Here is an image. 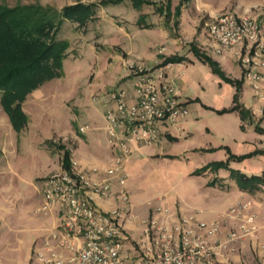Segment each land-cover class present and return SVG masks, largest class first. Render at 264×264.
Returning <instances> with one entry per match:
<instances>
[{"label": "rangeland", "instance_id": "1", "mask_svg": "<svg viewBox=\"0 0 264 264\" xmlns=\"http://www.w3.org/2000/svg\"><path fill=\"white\" fill-rule=\"evenodd\" d=\"M167 1L168 7L165 8ZM229 1L232 0H209L207 4L210 5L208 8L214 9L216 17L223 12H234L231 8H223V4ZM0 2L10 7L15 3L38 4L58 11L78 6L72 11L73 14L68 13L58 19L51 33L55 41L63 45L59 75L44 81L37 88L41 94L36 99L29 98L30 93L26 95L22 101L26 110V115L23 113L26 121L22 128L16 131L11 127L9 132L6 128H0V135L5 134L14 149L13 155L16 156L9 163L8 170L13 175L16 174L15 182L17 175L20 180L19 184L14 182V186L6 193L9 194V207L4 210L5 214L0 221V264H44L43 260L49 258V254L41 252V239L51 229V222L59 209L56 206L39 212L42 205L39 193L42 189L39 186L34 188L31 182L38 176L47 178L62 170L54 172L56 158H50L52 154L58 153L59 163L61 162L62 153L53 150L54 146L60 145V140L53 133L58 135L63 129L69 135H74L76 131L81 133L78 129L82 128L83 133L80 135L84 138L97 136L99 132L93 131L94 126L103 125V117L113 107L110 93L121 90L132 93L130 70L122 62L124 60L131 64V57L127 53L132 45L141 47L150 44L149 48H154L155 53L165 52V48L167 54L176 50L183 58L182 63L186 64L187 69L184 68V71L187 76L196 82L200 81V87L206 89V93L216 90L218 80L227 82L211 65L197 59L189 47L191 39L207 36L205 25L215 18L201 10L200 7L206 0H198L197 4L193 0H154L153 5L142 0ZM159 7L167 9L166 13L169 12L172 16L179 12L177 28L172 16L168 18L164 12L162 15L158 14ZM150 23L167 31L170 39L159 36L161 33L155 27H144ZM195 59L199 62L189 64ZM237 63L235 60L233 65L236 73H239ZM203 70H207L214 79L202 78ZM182 98L180 102L187 107L188 115L179 122L185 119L195 122L191 126V135L186 132V127L179 133L173 126H168L163 130L176 139H165L162 143V151L169 158V169L174 174L170 186L178 194L179 211L185 215L200 211L198 219L210 221L216 213L223 212L242 194V200L248 205V212L255 215L258 228L257 237L248 238L245 243H250L252 252H264V222L259 224L261 219L264 221V184H258V188L253 191L243 190L238 186L235 176L239 172V163L254 156H264V152L236 155L232 151L235 148L234 140H238V121L222 112L228 108L210 109L201 105L200 99L196 98L199 109L198 113L192 114L193 109ZM239 129L242 132L245 130L242 124ZM77 139L83 144L81 137ZM48 141H53V146ZM65 142L70 145V140ZM177 160L181 163L176 164ZM129 201L131 203L132 199ZM127 226L130 238L135 241L137 226L129 223ZM49 241L48 246L50 249L53 247L51 251L54 254L65 253L55 242ZM124 247L133 248L127 240ZM32 249L36 251L31 253ZM252 264L260 262L255 259Z\"/></svg>", "mask_w": 264, "mask_h": 264}, {"label": "built area", "instance_id": "2", "mask_svg": "<svg viewBox=\"0 0 264 264\" xmlns=\"http://www.w3.org/2000/svg\"><path fill=\"white\" fill-rule=\"evenodd\" d=\"M205 27L220 47L238 48L243 80L250 83L257 97L264 98V4L254 6L245 16L223 12ZM128 69L132 93L111 92L113 107L103 117L112 164L102 170H76L70 161L68 171L55 172L43 182L40 210L58 207L57 245L69 253L63 258L48 249L44 264H230L229 254L236 251L235 245L257 237L255 215L248 212L245 202L231 205L220 219L211 222L198 219L199 213L172 221L166 210L157 208L165 216L160 223L152 220L147 225L146 246L135 254L124 247L127 238L121 221L130 196L123 163L133 146L157 145L163 127L188 115L162 70L155 72L151 66L135 63ZM94 197H113L116 207L101 210ZM50 238L57 239L55 234Z\"/></svg>", "mask_w": 264, "mask_h": 264}, {"label": "crops", "instance_id": "3", "mask_svg": "<svg viewBox=\"0 0 264 264\" xmlns=\"http://www.w3.org/2000/svg\"><path fill=\"white\" fill-rule=\"evenodd\" d=\"M193 1L195 2V4H197L198 0ZM207 1L209 0H206V3L204 5H201L200 8H202L201 10H204L206 13H208L209 17H215L214 9L208 8L210 7V5L207 4ZM262 4H264V0H232L228 3H224L223 8H231L237 15L245 16L254 6H260ZM196 7L199 6L196 5ZM149 25L157 28V30L161 33L159 36L169 38L167 31H165L160 26H155L153 25V23H150ZM193 42H195V46L200 50V52L206 54L218 64L219 69L224 71L223 73L227 79L234 82H241L238 90L234 85L230 83H223L218 80V85L215 84L217 85L216 90L206 93V89L200 87V81L196 82L189 76H187L184 71V68H186V64L184 65V63H182L183 58L180 56V53L176 52V50L167 54V50L164 47L165 49L163 50L165 52L161 51L155 53L154 48H149L150 44L143 45L141 47H134L132 45L129 52L127 53V56L131 57V63L151 66L154 68L155 72L158 70H162L165 74L164 80L169 82L177 90L180 99L183 97L182 99L186 101L185 103H188L189 107L191 106V108L193 109L192 114L198 113L199 108L197 106L198 102L196 101V98L200 99L201 105L210 109L214 108L215 110H222L224 108L230 109L236 105L242 106L243 109L249 113V118L246 122H242L239 119V115L237 112H226L229 117H232L233 120H236V122L238 121V140H234L235 148L233 149V151H231L236 155L251 153L256 154L260 151L264 152V134L256 130V128L264 130V98L257 97L254 94L250 83L243 80V71L236 57V51L238 50V48H222L208 35L201 38L197 37L195 40L191 39L189 42V47ZM172 44L174 45V41H172ZM170 56H176L182 59L176 64H164V59ZM235 60L238 62L237 67L239 68V73H236V67L234 68L233 65V63H235ZM196 61L199 62L197 59H195L193 61H190L189 64H194ZM122 62L124 66L128 68L129 64L124 60ZM201 72L202 78L214 79L207 70H203ZM129 78L131 79V76H129ZM194 85L196 86V88ZM38 89L30 92L28 97L36 99V97L41 94L38 92ZM235 94H237L236 100ZM22 104V113L26 115L24 103ZM203 110L205 111V109ZM207 112L212 113L211 111ZM194 123L195 122L191 123L190 120L185 119L183 122H179L177 125L168 126H173V128L179 133L181 131H184V127H186L188 128L185 129L186 132L191 135L190 132H192L193 130L191 126ZM240 124H242L245 128L243 132L239 129ZM105 125V122H103V125H100L99 127L95 125L93 131H98L99 134L97 136H91L90 139H86L82 135H80L81 133H83V129L81 133H77L76 131V135H69L67 130L63 131V129H61L58 135L53 133V135H55L56 138L60 140V145L54 146L53 150L57 152L59 151L61 153L64 150H67L69 152V160L76 164V170H87L91 168H97L101 170L106 169L112 164L113 151L110 149L107 143ZM168 126H165L163 128H166ZM0 128H6L8 132L12 130L9 120L1 107ZM163 128V137L161 142H159L157 145L152 146H133L131 155L123 163L124 170L127 175L126 185L132 202L130 203L129 209L126 212V215L122 219L121 223L123 233L126 236L128 243L133 247L129 250L134 251V254L142 250V248L147 244V240L144 237V230L146 229L149 222L154 220L160 223V220L165 216V214L157 212V208L166 210L167 214L170 215V219L172 221H177L180 217L183 216H189L182 214V212L179 211L177 206L178 194L170 186V182L174 177V174L169 169V158H166V153L162 151V143L165 139L175 140L176 138L172 137L168 131H164ZM3 132H5V130ZM76 136L83 139V144L78 141ZM68 140H70V145L65 142ZM48 143L52 145L53 141H48ZM12 148L13 147L11 145V142L7 139L5 134L3 133L2 135H0V221H2L1 219L5 214L4 210L9 207V194L6 195V193H8V190L12 186H14L15 182L14 178L16 174L13 175V172L11 170H8L9 163L12 160L16 159V156L13 155L14 149ZM54 156L56 158V164L53 165L55 172L61 169V162L59 163L58 153L52 154L50 158H54ZM252 160L254 162H252ZM175 163L180 164L181 162L180 160H177L175 161ZM263 165L264 156L259 155L252 157V159L250 160L243 161L237 166L238 171L243 174H247L248 176H259L263 174L264 177V171H262V169L264 168ZM17 176L15 184L20 183V180L19 178H17ZM45 177L46 176H38L33 182H31L32 186L34 188L36 186H39L42 189L43 182L46 179ZM39 194H41V192ZM93 199L94 203L101 210H110L116 207L117 204L116 200L113 197L109 199L94 197ZM237 202H246L242 200V194L237 200L232 202L227 207V209ZM257 205L261 206V204L259 203H257ZM40 208L39 212L41 211ZM227 209H225L223 212L216 213L213 219L205 222H211L220 219L227 211ZM197 213H199L198 216L201 215L200 211H196L194 214ZM45 217H47V215H45ZM263 222L264 221H262L261 219L259 224L262 225ZM128 223L136 225L138 228L137 239L135 241H132V239L130 238L129 228L127 226ZM59 224L60 213L59 211H57L54 221L51 222V229L45 236H42L41 239L42 249L40 250L45 255L48 254L47 250L50 249V246H48V242H50L49 240L55 242V245L60 248L57 245L59 242ZM53 234L56 235L57 239L54 240L50 238V236ZM45 243H47L46 246ZM51 248L53 249V247ZM235 248L236 251L232 254H229L230 264H252L255 259L258 260L260 264H264V252H254L253 250V254V248L250 246V243L248 241L246 243H237L235 245ZM60 249L64 250L63 248ZM33 251L36 250L32 249L31 253ZM59 256L67 258L69 256V253L65 251V253H61Z\"/></svg>", "mask_w": 264, "mask_h": 264}, {"label": "trees", "instance_id": "4", "mask_svg": "<svg viewBox=\"0 0 264 264\" xmlns=\"http://www.w3.org/2000/svg\"><path fill=\"white\" fill-rule=\"evenodd\" d=\"M148 5H153L154 0H142ZM168 7V1L166 3ZM78 6L67 7L58 11L51 7H42L38 4H19L7 6L0 2V107L6 114L11 127L18 131L25 123V116L20 106L26 95L37 89L44 81L56 77L60 73V59L63 56V45L56 42L51 35L58 19L73 14ZM160 15L163 12L169 17L172 15L167 9L157 8ZM174 26H178L179 12L172 16ZM145 28L153 27L145 25ZM190 49L197 59L211 65L223 79L236 87L240 81L227 79L219 69L218 64L206 54L200 52L194 43ZM182 58L170 56L163 63H177ZM235 94V100L236 96ZM222 112H237L240 120L246 122L249 113L242 106L236 105ZM264 133L263 129L256 128ZM70 168L69 153L62 152L61 169L68 171ZM240 189L253 191L258 184H264L262 176H247L235 174Z\"/></svg>", "mask_w": 264, "mask_h": 264}]
</instances>
